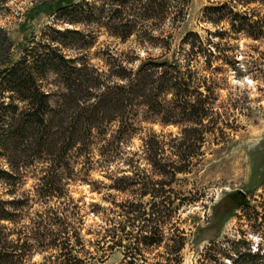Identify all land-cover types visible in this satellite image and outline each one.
<instances>
[{"label": "trees", "instance_id": "1", "mask_svg": "<svg viewBox=\"0 0 264 264\" xmlns=\"http://www.w3.org/2000/svg\"><path fill=\"white\" fill-rule=\"evenodd\" d=\"M66 1L58 7L60 12L66 11L60 21L72 27H49L51 33L41 45L26 47L22 58L0 70V180L13 194L29 174L37 181L34 195L5 199L0 194V264H30L36 251L47 253L43 264H87L79 254L90 259L94 255L82 233L81 205L70 195L65 199L67 181L89 180L92 170L100 168L113 180L109 187L122 190V178L114 173L116 149L134 135L140 110L149 122L181 125L190 117L202 123L213 108L209 98L215 86L206 76L197 77V71L184 70L179 54L171 59L149 56L137 68L121 59L104 71L64 53L67 41L76 48L85 41L86 35L77 25L95 20L123 40L136 35L154 46L163 42L161 46L171 52L174 31L185 20L190 0H101L80 11L74 9L81 3ZM263 8L264 0H221L205 7L204 18L221 26L214 32L221 38L232 33L264 39ZM142 22L149 23L144 30L137 28ZM181 43L200 53L210 51L205 46L216 42L189 31ZM83 44L91 45L92 39ZM212 54L204 55L209 63ZM49 73L56 77L57 90L49 87ZM202 86L206 93L199 91ZM158 156L154 152L150 160L161 174H170L171 180L187 172L186 165L174 160L162 163ZM180 157L182 162L184 156ZM166 203L174 202L165 197L162 204ZM186 203L192 201L181 200L176 206ZM114 207L106 209L105 223L89 231L95 233L98 244H106L102 257L121 246ZM155 212L158 208L152 214ZM133 218L127 216L131 225ZM157 220L145 218L150 232ZM141 240L146 246L161 242L149 234ZM172 240L171 252L179 254L187 243L185 232ZM133 242L129 239L130 247ZM126 258H130L129 264L135 259L134 255Z\"/></svg>", "mask_w": 264, "mask_h": 264}, {"label": "rangeland", "instance_id": "2", "mask_svg": "<svg viewBox=\"0 0 264 264\" xmlns=\"http://www.w3.org/2000/svg\"><path fill=\"white\" fill-rule=\"evenodd\" d=\"M218 1L221 0H190L185 20L174 31L171 52L161 46L163 42L154 46L141 42L136 35L123 40L97 20L77 25L86 35L80 48L67 41V57L77 56L104 71L121 59L130 61L128 67L137 68L149 56L171 59L179 54L184 70L197 71V77L204 75L215 86L209 98L212 111L202 123L190 117L181 125H163L147 121L140 110L134 135L116 149L114 173L122 178V190L110 188L113 180L100 168L92 170L89 180L67 181L65 199L70 195L81 205L82 233L94 255L90 259L79 254L87 264H129L127 255H134L132 264H264V39L232 33L222 38L216 36L214 32L221 26L208 23L204 9ZM66 2L0 0V70L22 58L26 47L41 45L51 33L49 27H72L60 21L66 11L60 12L58 7ZM74 2L81 3L74 9L80 11L91 7V3L99 5L101 0ZM141 26L137 28L144 30L149 23L142 22ZM165 28L169 29L170 24ZM189 31L216 42L205 46L213 53L210 63L204 56L210 55V51L198 53L181 43ZM91 39V45L83 44ZM48 75L49 87L57 90L56 77L53 73ZM199 91L206 93L203 86ZM201 137L202 141H198ZM154 152L162 163L174 160L186 165L187 172L172 180L170 174H161L150 160ZM36 183L29 174L13 194L11 187L0 180V194L5 199L34 195ZM238 188L248 194V201L242 206L230 198ZM146 191L151 193L144 196ZM165 197L174 203L162 204ZM181 200L192 203L176 206ZM114 203L118 206L114 207ZM153 204L157 207L153 208ZM113 207L118 211L117 239L121 246L102 257L106 244H98L92 232L105 223L106 209ZM157 208L159 212L153 215ZM129 215L134 217L132 225L128 223ZM150 216L159 220L151 232L145 221ZM178 229L185 232L187 243L179 254H173L172 237L179 234ZM146 234L161 242L152 246L142 244ZM129 239L134 241L131 247ZM46 255L36 251L30 264H43Z\"/></svg>", "mask_w": 264, "mask_h": 264}, {"label": "flooded vegetation", "instance_id": "3", "mask_svg": "<svg viewBox=\"0 0 264 264\" xmlns=\"http://www.w3.org/2000/svg\"><path fill=\"white\" fill-rule=\"evenodd\" d=\"M239 189H241V188H238V189H236V191H235L234 193H231V194H230V198L232 199V201H233L236 205L242 206V205H244V204L247 203V201H248V194H247L246 191H244V190L242 189V190L246 193L247 200H246L245 203L240 204V203H239L240 195H237V193H236Z\"/></svg>", "mask_w": 264, "mask_h": 264}, {"label": "water", "instance_id": "4", "mask_svg": "<svg viewBox=\"0 0 264 264\" xmlns=\"http://www.w3.org/2000/svg\"><path fill=\"white\" fill-rule=\"evenodd\" d=\"M236 193H237V195H240L239 203L240 204L245 203L247 200L246 193L242 189H239Z\"/></svg>", "mask_w": 264, "mask_h": 264}]
</instances>
